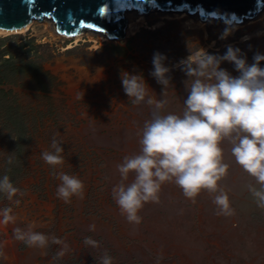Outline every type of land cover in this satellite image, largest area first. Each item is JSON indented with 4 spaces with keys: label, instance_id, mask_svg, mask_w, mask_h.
I'll return each instance as SVG.
<instances>
[{
    "label": "rangeland",
    "instance_id": "rangeland-1",
    "mask_svg": "<svg viewBox=\"0 0 264 264\" xmlns=\"http://www.w3.org/2000/svg\"><path fill=\"white\" fill-rule=\"evenodd\" d=\"M127 14L134 16L124 40H100L104 36L86 32L75 46L37 21L24 33L0 36V176L9 175L20 189L14 198L18 205L0 196V209L12 207L16 217L15 224H0V250L7 257H0V264H98L105 253L112 264H264V209L247 187L259 185L235 162L227 141L222 146L229 169L220 187L229 196L232 216L217 214L212 194L202 192L193 203L174 183L162 185L159 203L145 204L139 224L129 223L112 198L120 182L117 165L139 152V132L152 113L147 104L130 103L122 71L142 75L157 100L167 99L165 113L182 114L188 77L180 62L191 54L189 43L194 51L219 56L228 46L239 48L252 64L264 56V12L217 29L179 20V14ZM157 52L171 69L166 97L150 74ZM9 61L17 67L33 63L36 72L15 73ZM60 62L65 68L59 71ZM221 67L239 76L234 64L224 61ZM53 137L64 142L62 170L85 185L83 199L64 203L56 197L59 181L40 156L51 150ZM14 152L15 163L7 165ZM133 178L130 174L129 182ZM32 222L34 230L55 234L64 244L40 250L14 239V228ZM85 237L99 247H86ZM64 245L65 255L53 260Z\"/></svg>",
    "mask_w": 264,
    "mask_h": 264
},
{
    "label": "clouds",
    "instance_id": "clouds-1",
    "mask_svg": "<svg viewBox=\"0 0 264 264\" xmlns=\"http://www.w3.org/2000/svg\"><path fill=\"white\" fill-rule=\"evenodd\" d=\"M230 34L226 32L225 36ZM180 63L188 79V91L183 100L182 114L165 113L167 99L157 100L151 93L144 77L122 71L121 81L125 94L132 105L147 104L151 107V119L139 132L140 150L128 155L117 165L120 182L112 189V198L129 223L139 224L140 211L147 203H159V193L165 183H174L183 195L193 203L202 192L212 194L217 214L232 216L227 193L220 182L227 176L229 165L224 162V142L231 145L235 162L259 188L247 187L258 207L264 209V67L260 66L264 56L257 55L249 64L241 49L227 47L224 55L209 54L199 48ZM167 57L159 52L153 56V71L150 73L163 86L162 97L167 96L171 69L164 61ZM234 64L239 76L231 75L221 67L224 62ZM13 139H15L13 137ZM63 141L53 137L50 149L41 150V159L49 166L50 176L58 180L56 197L71 203L73 197L83 199L85 185L76 175L64 172ZM15 163V152L8 154L7 165ZM11 171V168L8 169ZM130 174L134 178L129 182ZM20 193L9 175L0 176V196L13 202ZM17 205L19 200L14 201ZM12 207L0 209V224H15ZM32 222L26 228L13 229L14 239L28 248L46 250L64 242L55 234L34 230ZM95 230V225H90ZM86 247H99L91 237L83 241ZM2 248V246H0ZM64 245L53 256V260L65 255ZM0 257L7 259L2 250ZM113 258L105 253L98 264H112Z\"/></svg>",
    "mask_w": 264,
    "mask_h": 264
},
{
    "label": "water",
    "instance_id": "water-1",
    "mask_svg": "<svg viewBox=\"0 0 264 264\" xmlns=\"http://www.w3.org/2000/svg\"><path fill=\"white\" fill-rule=\"evenodd\" d=\"M127 12L145 17L150 13L189 14L203 22L233 26L261 15L264 0H0V30L14 33L34 21H50L61 36L92 32L117 41L127 36Z\"/></svg>",
    "mask_w": 264,
    "mask_h": 264
},
{
    "label": "bare ground",
    "instance_id": "bare-ground-1",
    "mask_svg": "<svg viewBox=\"0 0 264 264\" xmlns=\"http://www.w3.org/2000/svg\"><path fill=\"white\" fill-rule=\"evenodd\" d=\"M127 14V13H126ZM136 15H138L139 17L140 16H143V15H141V14H139V13H135ZM154 14H156V13H154ZM148 15H151V13L150 14H148ZM132 16H134L133 14H127L126 15V18L128 19V21L131 19V17ZM178 18H179V20H186V21H188L189 23H194L195 25H199L202 29H205L206 28V26H207V24L206 23H209V24H211V25H214V28L215 29H217L218 28V26H222V24L223 23H221L220 21H206V22H201L200 21V18L199 17H191L189 14H179V16H178ZM142 20V19H141ZM44 24V27L46 28V30L47 31H49L50 33H51V31H52V33L54 32H56L55 31V28H54V25H53V23H51V24H49L47 21H45V22H43ZM215 26H217V27H215ZM223 27V26H222ZM29 28H30V26L28 27V28H26V29H24V30H22V31H19V32H14V33H24V32H26V31H28L29 30ZM8 34H10L9 32H7V31H3V30H0V36H6V35H8ZM57 34V33H56ZM55 34V35H56ZM85 34V33H84ZM58 36H59V38H61V39H68V40H70V39H73L74 41H75V43H74V45L75 46H78V44H79V42H83L84 40H83V34H79V35H77V36H75V37H66V36H61V35H59V34H57ZM56 35V36H57ZM100 36V35H99ZM99 39L100 40H105V37H99ZM107 39V38H106ZM92 41V40H91ZM94 41V40H93ZM70 48H72V47H70ZM65 67L63 66V64L60 62L59 64H58V67H57V70H63ZM72 84V86H75L73 83H71Z\"/></svg>",
    "mask_w": 264,
    "mask_h": 264
},
{
    "label": "trees",
    "instance_id": "trees-1",
    "mask_svg": "<svg viewBox=\"0 0 264 264\" xmlns=\"http://www.w3.org/2000/svg\"><path fill=\"white\" fill-rule=\"evenodd\" d=\"M9 65L12 67V69H13V71L15 72V73H25V72H31V71H33V72H36V66H34V64L33 63H30V64H28V65H22V66H16V64H14V63H12V62H10L9 61Z\"/></svg>",
    "mask_w": 264,
    "mask_h": 264
},
{
    "label": "crops",
    "instance_id": "crops-1",
    "mask_svg": "<svg viewBox=\"0 0 264 264\" xmlns=\"http://www.w3.org/2000/svg\"><path fill=\"white\" fill-rule=\"evenodd\" d=\"M74 83V82H73ZM1 89H4V87H0ZM7 88V87H6ZM8 92V89L6 90Z\"/></svg>",
    "mask_w": 264,
    "mask_h": 264
},
{
    "label": "snow or ice",
    "instance_id": "snow-or-ice-1",
    "mask_svg": "<svg viewBox=\"0 0 264 264\" xmlns=\"http://www.w3.org/2000/svg\"><path fill=\"white\" fill-rule=\"evenodd\" d=\"M86 27L88 26V25H85Z\"/></svg>",
    "mask_w": 264,
    "mask_h": 264
}]
</instances>
